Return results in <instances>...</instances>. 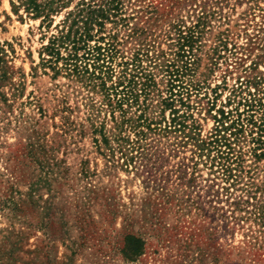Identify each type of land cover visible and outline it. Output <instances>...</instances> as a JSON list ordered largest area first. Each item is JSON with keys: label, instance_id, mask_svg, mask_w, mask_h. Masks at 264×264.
I'll return each mask as SVG.
<instances>
[{"label": "rangeland", "instance_id": "1", "mask_svg": "<svg viewBox=\"0 0 264 264\" xmlns=\"http://www.w3.org/2000/svg\"><path fill=\"white\" fill-rule=\"evenodd\" d=\"M49 1L37 16L26 0H0V264H264V218L230 206L246 192L230 189L226 202L221 188L230 185L216 180L214 198L193 139L165 132L177 110L200 139L227 138L243 165L237 188L264 204V0H122V14L89 27V44L114 43L129 56L138 39L160 60L149 68V90L121 109L120 97L109 105L83 74L84 51H73L90 8L106 1L38 3ZM147 6L159 15L137 14ZM134 23L149 35L129 38ZM178 25L202 33L179 62L170 107ZM126 118L141 125L143 148L126 165L116 153L114 165L101 134H116ZM123 131L136 140L137 131ZM129 236L144 244L135 261L124 256Z\"/></svg>", "mask_w": 264, "mask_h": 264}, {"label": "trees", "instance_id": "2", "mask_svg": "<svg viewBox=\"0 0 264 264\" xmlns=\"http://www.w3.org/2000/svg\"><path fill=\"white\" fill-rule=\"evenodd\" d=\"M39 0H26V5L31 8L33 11H35V14L37 16L41 15L49 9L53 4V2H47L45 4L38 3ZM105 7L102 5H99V8L92 11L90 19L91 21L87 23V20L84 22V34L78 38V42H73L74 46V53L77 55V53L80 50L84 51V57L81 58V61H84L85 63V70L83 72L84 75H87V78L90 80V82L94 83L96 86H98L99 89H101V93L104 94V99L109 103V105L112 106V99H116L117 97H120V99L116 102V107L119 109L123 108V102L129 103L137 102L144 92L149 90V87H151L150 82L152 80H149L152 78L151 72H149V68L152 67L151 65L154 64L157 59L160 60L158 57L150 56L151 50L149 48H153L150 44H143L141 45L140 40L136 39V45L133 44V48L129 49V56H124V54H120V52L117 50V45L114 43H109L108 45L105 44L104 47L101 45H95L91 46L89 43L94 39V36L90 35L91 29L89 28L91 25L99 26L101 29L104 27V24H102L104 21L109 20V17H117L119 14H122L120 12L123 11L122 6V0H105ZM140 3L144 2L143 0H137ZM109 6L107 9L106 6ZM85 5V4H84ZM104 5V4H103ZM86 6H89L88 4ZM48 7V8H47ZM159 9L157 7H149L147 6L142 7V11L137 12L143 15V18H147V20H151V17L153 15L158 16L159 15ZM113 12V13H112ZM145 15V17H144ZM133 19V18H132ZM129 19V20H132ZM137 20H140L142 18L136 17ZM174 19V18H173ZM172 17L169 20L168 24L171 26L172 23ZM125 22V19H121ZM130 23V21H128ZM175 24V20H173ZM146 23V21H145ZM199 24V23H198ZM202 26H205L204 22H201ZM135 25L132 30L129 28L127 24V28L130 31V34L128 35L129 38H141L143 35L147 37L150 33L149 30H147V27H140L138 28V24L134 23ZM178 29L175 27L177 34H178V43L176 45L177 52L174 53V56L176 57L175 63L170 64L172 66L171 71H167L169 76L171 77V81H168L167 86L171 85V90L169 89L170 97L166 100H172V96L174 95V91L176 90V86L174 83L179 82L178 77L180 75V70L183 68L179 67V62L186 63L190 52L194 51L195 46L199 39H201L200 35L202 32L198 31L197 27H192L191 29H188L187 31H182V26L178 25ZM186 33L185 35H183ZM142 35V36H141ZM141 36V37H139ZM145 39V38H144ZM115 39H113L114 41ZM135 40V41H136ZM147 40V39H145ZM98 43L104 42V38H101L98 40ZM139 41V42H138ZM144 42V41H141ZM77 45V46H76ZM82 45L81 48L78 46ZM223 48H227V43L223 42L222 44ZM55 51H57L55 49ZM189 53V54H188ZM57 54V53H55ZM58 55V54H57ZM120 55V56H119ZM77 57V56H73ZM121 57V63L118 64V67L120 68V71L118 72L119 76H116L115 68H113V63ZM185 59V61H184ZM76 61L78 58L75 59ZM155 60V62L153 61ZM166 61V60H165ZM169 61V60H167ZM92 62V64H88ZM170 62V61H169ZM163 63V62H161ZM171 63V62H170ZM87 64L89 65V68H87ZM162 66V65H161ZM177 68V69H176ZM92 69L90 72L89 70ZM172 76L175 77V80H172ZM116 78L117 80L113 82V79ZM111 83L108 86V83ZM171 82V83H170ZM168 106H174V100H172V103H168ZM179 111L174 110L172 111L173 118L170 121V125L168 128H170V131H167L165 129L166 133H174L176 135L181 134L184 138L193 139L194 143L192 144L194 148H196V151H198L197 157L195 158L201 160L202 157H206L207 160L206 165H210V175L214 176V179H211L210 181L213 182V186L210 187L209 190L214 192L212 196H215L214 198H217L220 201V191L214 190L215 186H218L220 188V185L218 183H215L216 180H221V182H224L225 184H229V187H222L223 191L225 192V195L228 196V202L230 200V197L233 195L230 193V189H235L236 191H242L246 192L248 195L247 199H244V197L239 196L238 198H234L233 202L230 203V206H234V209L232 210V213H245V216L248 215V218H254L261 219L264 218V204L259 203H251L250 201L255 199V195L253 194L250 188L244 189V188H237L241 183V177L243 173V165L241 162L240 157L235 156L234 149L232 143L227 139L221 137V139H217V135H215L211 138L206 139H200L199 134H192L193 130L188 127L187 124V117L185 115H178ZM123 119L120 122V129L119 131L114 135H107L106 133L101 134V143L109 151L111 154L110 156L113 159V163H119L114 161V156L116 153L121 154V159H125V165L127 162H129V154L133 153L132 151H139L143 148L142 145V139L143 132L140 129L141 125H136L133 120L130 118L127 120ZM225 120L227 121V118L225 117ZM129 126L132 130L136 132V140L131 142L130 138L123 135V127ZM148 127H150L148 125ZM173 128V129H172ZM197 128H194L196 130ZM193 135V136H192ZM195 137V138H193ZM259 145L262 144V142L259 140ZM197 152H194V155H196ZM193 162V160H192ZM198 163H194V167L197 166ZM124 165V164H123ZM216 169V170H215ZM196 171H194L195 173ZM193 173V174H194ZM192 174V175H193ZM193 181L196 179L194 177ZM253 187V186H251ZM223 195V194H222ZM223 200V199H222ZM216 203L213 200H210V206H212L213 210L216 212L222 211L221 208H218L214 205ZM220 203V202H218ZM249 207H252V210L249 209ZM223 215V214H222ZM242 218H245L244 216L240 215ZM127 246L124 249V256L126 260L129 261H135L138 256L142 254L144 244L140 238H137L135 236H129L126 240Z\"/></svg>", "mask_w": 264, "mask_h": 264}]
</instances>
